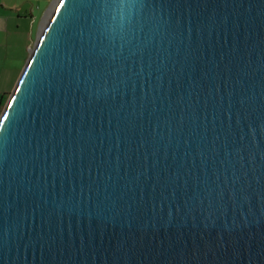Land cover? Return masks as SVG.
<instances>
[{
  "label": "water",
  "instance_id": "95a60500",
  "mask_svg": "<svg viewBox=\"0 0 264 264\" xmlns=\"http://www.w3.org/2000/svg\"><path fill=\"white\" fill-rule=\"evenodd\" d=\"M0 264H264V0H55L0 111Z\"/></svg>",
  "mask_w": 264,
  "mask_h": 264
},
{
  "label": "crops",
  "instance_id": "0c3cea01",
  "mask_svg": "<svg viewBox=\"0 0 264 264\" xmlns=\"http://www.w3.org/2000/svg\"><path fill=\"white\" fill-rule=\"evenodd\" d=\"M39 4L37 0H0V98L9 94L26 60L27 55L18 61L19 55L14 57L11 55V51L13 54L19 47L24 50L26 48L28 54L30 43L26 45V42H22L20 39L21 34H24L25 37L27 33L21 27L26 26L27 22L32 25L38 17L40 20L44 8L41 11ZM39 20L36 23L34 37L38 32ZM15 64H17V68H15ZM14 68L17 70L16 76L14 75L7 83L6 80L11 76V70Z\"/></svg>",
  "mask_w": 264,
  "mask_h": 264
},
{
  "label": "rangeland",
  "instance_id": "374dc122",
  "mask_svg": "<svg viewBox=\"0 0 264 264\" xmlns=\"http://www.w3.org/2000/svg\"><path fill=\"white\" fill-rule=\"evenodd\" d=\"M37 2L40 3L39 4V7H40L39 9H41V11L44 8V10H43V12L41 14L40 20H39V17H38V18L35 19V21L32 23V25H29L28 22H27L26 26L24 25V26L21 27V29L22 30H25L27 33H26L25 37H24V34H21L20 35V39H22V42H26V45H28L30 43L29 44V49H30V47H31V45L33 43V38H34V33H35V27H36L37 21L39 20V24H38V30H39L40 25L42 26V24H43L46 16L48 15L49 11L52 8L55 0H37ZM38 13H39V11H38ZM30 26H31V28H30ZM14 49H17V48L14 47ZM11 55H13L14 57H16V55H19V58H17L18 61H19L21 59V57H25L27 55V49L25 48V50H24L23 48H20L19 47L16 50L15 53L13 52V54H12V51H11ZM15 68H17V64H15ZM15 68L11 70V74H10L11 76H9L8 79L6 80L7 83L10 82V80L12 79V77L17 72V70ZM7 96H8V93L5 94L4 96H2L0 98V111H1V109L3 107V105L5 104V101L7 99Z\"/></svg>",
  "mask_w": 264,
  "mask_h": 264
}]
</instances>
